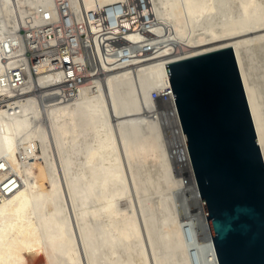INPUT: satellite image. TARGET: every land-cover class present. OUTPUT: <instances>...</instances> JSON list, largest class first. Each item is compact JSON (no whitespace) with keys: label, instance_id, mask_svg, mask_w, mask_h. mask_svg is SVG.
Returning <instances> with one entry per match:
<instances>
[{"label":"bare ground","instance_id":"obj_1","mask_svg":"<svg viewBox=\"0 0 264 264\" xmlns=\"http://www.w3.org/2000/svg\"><path fill=\"white\" fill-rule=\"evenodd\" d=\"M64 1L106 72L71 99L26 54ZM230 46L264 157V0H0V264H220L166 64Z\"/></svg>","mask_w":264,"mask_h":264},{"label":"water","instance_id":"obj_2","mask_svg":"<svg viewBox=\"0 0 264 264\" xmlns=\"http://www.w3.org/2000/svg\"><path fill=\"white\" fill-rule=\"evenodd\" d=\"M220 264H264V157L232 46L166 64Z\"/></svg>","mask_w":264,"mask_h":264},{"label":"built area","instance_id":"obj_3","mask_svg":"<svg viewBox=\"0 0 264 264\" xmlns=\"http://www.w3.org/2000/svg\"><path fill=\"white\" fill-rule=\"evenodd\" d=\"M59 16L58 20H56L55 28L48 34V38L52 35L55 36V32L58 35L57 42L54 44L48 43L45 46H36L29 47L26 51V54L30 57V62L33 66V59L36 61L47 59V61L56 64L53 68H65L68 72L72 69V65L79 64L78 72L73 76H69L66 81H63L61 84L62 91L61 93H57V95H65L66 99H71L75 97L78 92V87L80 84L87 82L88 80L94 77L103 78L106 73L103 71L101 64V57L97 51L95 45V39L93 37V33L88 32V29L82 28L77 18L74 16L70 5L67 1L61 2L59 4ZM116 10L122 13L123 7L121 4L116 6ZM106 13V20L109 25H112L116 22L115 16L111 15L107 10H102V13ZM83 17V13H81ZM105 18H103L104 22ZM64 33L61 32V28H58V25L63 23ZM137 23L140 21H136ZM54 23V22H53ZM105 23V22H104ZM126 28H124V31ZM79 39V41H78ZM101 39V38H100ZM29 43V42H27ZM102 48L106 55H115L121 54V49L127 50L125 44L127 43V39L124 38L123 35H120L115 38L100 40ZM112 44V49L109 51L107 45ZM69 55L70 58L65 60L63 55ZM75 57H80L78 63L75 62ZM53 97H56L54 94ZM154 97H157V94H154ZM161 99L158 97V101Z\"/></svg>","mask_w":264,"mask_h":264},{"label":"rangeland","instance_id":"obj_4","mask_svg":"<svg viewBox=\"0 0 264 264\" xmlns=\"http://www.w3.org/2000/svg\"><path fill=\"white\" fill-rule=\"evenodd\" d=\"M154 94H157V93H154ZM161 101V100H160ZM162 102H159V106H163L162 104H161ZM173 153H174V150L172 151ZM174 155V154H173ZM175 159V158H174ZM178 162H179V160L178 159H176V160H174V165H177V166H175V169H176V172H178V174H180V172H181V170H182V166H180L179 164H178ZM180 176H182L181 174H180ZM183 177V176H182Z\"/></svg>","mask_w":264,"mask_h":264}]
</instances>
